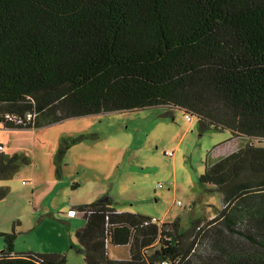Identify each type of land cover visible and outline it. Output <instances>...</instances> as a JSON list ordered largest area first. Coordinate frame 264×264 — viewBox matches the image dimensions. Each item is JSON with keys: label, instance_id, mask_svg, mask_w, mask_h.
Instances as JSON below:
<instances>
[{"label": "trees", "instance_id": "16d2710c", "mask_svg": "<svg viewBox=\"0 0 264 264\" xmlns=\"http://www.w3.org/2000/svg\"><path fill=\"white\" fill-rule=\"evenodd\" d=\"M153 107L191 115L200 134L250 141L199 177L226 207L264 192V0H0V124L30 128L4 120L30 112L49 124ZM85 139L60 140L57 175ZM29 164L1 151L0 181ZM7 194L0 187V200ZM76 211L85 264H182L198 234L197 220L186 229L178 220L153 222L119 212L108 198ZM249 217L264 238V208ZM0 236V264H66L60 255L14 254V235ZM111 247H128L129 260L110 259ZM253 255L244 264H264V244Z\"/></svg>", "mask_w": 264, "mask_h": 264}, {"label": "rangeland", "instance_id": "374dc122", "mask_svg": "<svg viewBox=\"0 0 264 264\" xmlns=\"http://www.w3.org/2000/svg\"><path fill=\"white\" fill-rule=\"evenodd\" d=\"M79 136L86 139L70 147L57 175L60 140ZM0 141L4 154L30 160L0 181L8 189L0 200V235H14V254L60 255L66 264H85L75 238L84 219L76 209L103 198L119 212L159 223L178 220L182 229L197 220L193 251L182 264L250 263L258 243L264 244L249 217L264 208V192L226 207L214 187L199 182L207 167L250 141L232 139L228 131L200 134L197 120L187 121L180 109L99 113L49 124L45 119L24 129L0 124ZM222 209L227 214L220 219ZM69 210L76 216L69 217ZM4 245L0 236V253ZM108 257L128 261L129 249L111 247Z\"/></svg>", "mask_w": 264, "mask_h": 264}, {"label": "built area", "instance_id": "2783aa9c", "mask_svg": "<svg viewBox=\"0 0 264 264\" xmlns=\"http://www.w3.org/2000/svg\"><path fill=\"white\" fill-rule=\"evenodd\" d=\"M185 118L187 121L192 120L191 115H185ZM35 119H36V113L35 112L26 113L22 117L16 116V115H5L4 116L5 122L13 124L14 126H23V127L28 126L30 124H33ZM1 151H2V146L0 144V152ZM166 155L171 157L172 153L168 152V153H166ZM68 216L74 217V216H76V213L74 211H69Z\"/></svg>", "mask_w": 264, "mask_h": 264}, {"label": "crops", "instance_id": "0c3cea01", "mask_svg": "<svg viewBox=\"0 0 264 264\" xmlns=\"http://www.w3.org/2000/svg\"><path fill=\"white\" fill-rule=\"evenodd\" d=\"M45 119H46V116H39V118H37L35 121H34V125H37V124H40L42 121H45ZM0 144H1V141H0ZM233 151H235V149L233 150ZM69 211H71V210H69Z\"/></svg>", "mask_w": 264, "mask_h": 264}, {"label": "water", "instance_id": "95a60500", "mask_svg": "<svg viewBox=\"0 0 264 264\" xmlns=\"http://www.w3.org/2000/svg\"><path fill=\"white\" fill-rule=\"evenodd\" d=\"M102 114H104V112H102Z\"/></svg>", "mask_w": 264, "mask_h": 264}]
</instances>
